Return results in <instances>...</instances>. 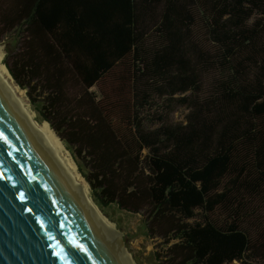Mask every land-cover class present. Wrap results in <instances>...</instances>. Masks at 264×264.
Wrapping results in <instances>:
<instances>
[{
  "label": "trees",
  "instance_id": "obj_1",
  "mask_svg": "<svg viewBox=\"0 0 264 264\" xmlns=\"http://www.w3.org/2000/svg\"><path fill=\"white\" fill-rule=\"evenodd\" d=\"M5 37L0 68L154 264H264V0H0Z\"/></svg>",
  "mask_w": 264,
  "mask_h": 264
},
{
  "label": "water",
  "instance_id": "obj_2",
  "mask_svg": "<svg viewBox=\"0 0 264 264\" xmlns=\"http://www.w3.org/2000/svg\"><path fill=\"white\" fill-rule=\"evenodd\" d=\"M104 232L0 88V264H123Z\"/></svg>",
  "mask_w": 264,
  "mask_h": 264
},
{
  "label": "bare ground",
  "instance_id": "obj_3",
  "mask_svg": "<svg viewBox=\"0 0 264 264\" xmlns=\"http://www.w3.org/2000/svg\"><path fill=\"white\" fill-rule=\"evenodd\" d=\"M3 56L4 50L3 46L0 44V62ZM10 75L6 74L5 71L0 69V88L21 113L25 122L27 123L37 140L41 143L44 149L56 160V162L61 166L68 178L72 181L76 190L85 200L92 214L98 221L100 227L103 231H105V236L108 238V240L110 239L114 242L111 245L113 246L115 252L123 262V264H134L127 254L125 247H122V249L118 248L117 241L122 233L119 232L115 226L111 225L94 206L93 202L91 201L90 185L85 179L80 178L78 167L74 163L72 157H70L68 150L63 143H60V141L57 139L58 137H55L53 132L48 127L49 125L46 126L43 124H38L35 121L33 115L28 109V101L25 97V90L20 89L14 78H12Z\"/></svg>",
  "mask_w": 264,
  "mask_h": 264
},
{
  "label": "rangeland",
  "instance_id": "obj_4",
  "mask_svg": "<svg viewBox=\"0 0 264 264\" xmlns=\"http://www.w3.org/2000/svg\"><path fill=\"white\" fill-rule=\"evenodd\" d=\"M6 39H7V37L3 38L0 41V44L3 46V50H4V56H3L0 64L2 63L3 60L5 61V59H6V54H7L6 43H5ZM1 70H3V69H1ZM3 71H6V70H3ZM24 90H25V93H26V89H24ZM25 97H26V99L28 101V109L30 110V112H31V109H32V111L34 112L35 116L37 117V113L32 108V104L30 102V99H29L27 93H26ZM185 113H186V110L181 108L175 113L174 118L176 120H180ZM31 114H32V112H31ZM33 118H34V116H33ZM77 160L78 161L80 160L82 162V159H81L80 155L77 157ZM85 169L87 171L86 167H85ZM90 190H91V197H92L91 185H90ZM92 200L94 201L93 197H92L91 201ZM93 204L97 208V210H99L100 214L102 213L101 215L105 219H107L109 222L114 224L117 227V230L119 232H122L123 238H124V236L128 237L129 240H128V243L125 242L126 247H127V248L125 247V249H126L127 254L129 255V257L131 258V260H132V262L134 264H154V261L152 260V257H151V252L153 250H155V249L159 250L160 249V243H159L158 239L151 238V237L147 236V234H145L143 220H142L143 216L141 214H133V213H128V212H125V211H120V210H117V209L110 208L109 210L112 212V215H114L116 217V219H118L121 222V225H122L121 227L122 228L120 229L117 226L115 221L110 220L102 212V210L99 207H97L98 205L96 203L93 202Z\"/></svg>",
  "mask_w": 264,
  "mask_h": 264
}]
</instances>
